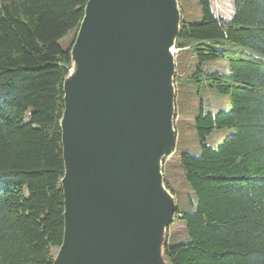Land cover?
Instances as JSON below:
<instances>
[{"label": "trees", "instance_id": "trees-1", "mask_svg": "<svg viewBox=\"0 0 264 264\" xmlns=\"http://www.w3.org/2000/svg\"><path fill=\"white\" fill-rule=\"evenodd\" d=\"M89 0H0V264H54L64 239L61 122L71 46ZM200 21L184 17L176 42L191 72L181 88H209L231 109L195 118L200 155L180 157L196 197L176 217L187 238L166 245L168 264H264V0H233L218 17L197 0ZM177 67H180L179 57ZM227 60L229 72L210 71ZM231 130L221 145L207 139ZM167 185V184H166ZM170 188L169 186H167Z\"/></svg>", "mask_w": 264, "mask_h": 264}, {"label": "water", "instance_id": "water-1", "mask_svg": "<svg viewBox=\"0 0 264 264\" xmlns=\"http://www.w3.org/2000/svg\"><path fill=\"white\" fill-rule=\"evenodd\" d=\"M178 0H89L64 82V239L54 264H168ZM73 72V73H72Z\"/></svg>", "mask_w": 264, "mask_h": 264}, {"label": "rangeland", "instance_id": "rangeland-1", "mask_svg": "<svg viewBox=\"0 0 264 264\" xmlns=\"http://www.w3.org/2000/svg\"><path fill=\"white\" fill-rule=\"evenodd\" d=\"M179 9L182 15L190 22L200 21V11L197 0H178ZM213 10L216 15L229 20L233 16L234 3L233 0H211ZM183 19V16H182ZM76 33L70 34L60 41L63 48H71L74 45ZM177 57V56H176ZM180 67H177L176 74L186 73L190 75L191 64L190 57L187 53L178 55ZM210 71H217L222 74L229 72V63L227 60H217L209 63ZM175 107L176 114L174 120V129L177 134L176 147L173 154L167 156L163 162V177L166 189L170 192L176 202V208H180L182 212H194L196 197L186 182L181 167L180 157L183 154L200 155V143L194 127L195 118L199 115L201 108L204 113L216 114L221 111H229L231 104L228 97L218 94L209 88H181L176 86ZM232 134L231 130H217L207 139V144L212 148H217L226 137ZM167 184V185H166ZM169 186L170 188H168ZM187 232L185 225L176 215L166 232V244L174 245L185 241ZM58 251H55L57 256Z\"/></svg>", "mask_w": 264, "mask_h": 264}, {"label": "bare ground", "instance_id": "bare-ground-1", "mask_svg": "<svg viewBox=\"0 0 264 264\" xmlns=\"http://www.w3.org/2000/svg\"><path fill=\"white\" fill-rule=\"evenodd\" d=\"M172 53H173V55H175V58H176V56L178 55V53H180L176 48H174V49H172ZM71 71H73L74 72V70L73 69H71ZM72 72V73H73Z\"/></svg>", "mask_w": 264, "mask_h": 264}]
</instances>
